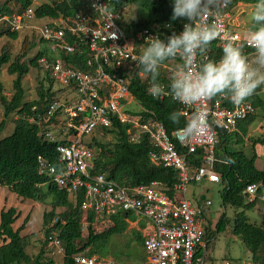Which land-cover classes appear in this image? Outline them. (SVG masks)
Segmentation results:
<instances>
[{"label": "built area", "instance_id": "built-area-1", "mask_svg": "<svg viewBox=\"0 0 264 264\" xmlns=\"http://www.w3.org/2000/svg\"><path fill=\"white\" fill-rule=\"evenodd\" d=\"M235 1L239 2L229 0L218 16L204 18V22L218 23L222 30V36L214 41L222 50L217 61L222 57L227 41L239 44L249 57L254 51L247 44L250 30L239 33L230 27ZM85 2L87 11L54 18L47 24L31 25L38 41L48 49L38 57L37 67L45 77L65 88V94L54 96L43 113L29 117L30 122L43 124L38 132L43 139L63 141L56 146V163L40 154L36 156L37 173L48 177L57 188L64 189L71 199L81 194L82 229L88 225V212L94 213L92 226L97 222L113 223L112 216L120 212L143 218L150 225L143 234L144 258L141 262L128 264H205L204 254L196 255V252L198 248L206 249L204 227L210 200L205 199L203 205L193 204L185 195L187 186L204 179L219 181L214 169V163L218 161L215 146L219 131L232 133L238 122L254 114L256 108L247 99L235 104L227 95L194 105L177 101L179 112L189 120V125L171 133L157 119H144L140 104L129 90L130 78L137 67L135 58L148 46V38L159 37L166 41L173 32L179 34L188 21L152 23L127 31L121 26L126 4L115 9L114 0ZM33 18V7H28L19 14L1 16L0 23L11 31H18L25 21ZM83 52L87 53V69L84 70L69 59L70 55L79 56ZM210 54L209 47L198 56V63L206 62ZM180 63L169 60L163 64L168 83ZM162 84L166 88L167 84ZM197 114L203 124L191 132ZM114 122L129 125L126 130L129 142L139 143L144 137L149 141L152 147L149 158L153 163L177 171L173 196L168 195L158 181L127 187L108 179L104 173H90L96 152L88 143L92 137L110 134L107 130ZM186 128L189 131H185ZM196 152L200 154L199 165L187 159ZM242 194L248 201H262L264 184H247ZM56 222L57 216L49 223L48 234L44 236V248H48L51 257L64 255L59 240L61 228L53 227ZM73 260L75 264H127L109 255L86 252L75 253Z\"/></svg>", "mask_w": 264, "mask_h": 264}, {"label": "trees", "instance_id": "trees-1", "mask_svg": "<svg viewBox=\"0 0 264 264\" xmlns=\"http://www.w3.org/2000/svg\"><path fill=\"white\" fill-rule=\"evenodd\" d=\"M244 3L256 4L257 0H239ZM114 8L117 9L121 4L136 6L138 9L145 10L149 15L141 16L140 20H131L121 22V26L132 31L142 27H148L152 23L172 22L178 23L177 19L172 20L173 0H114ZM236 4V1L235 3ZM33 0H3L0 5V16L19 14L28 7H32ZM17 7L16 11L14 7ZM34 18H58L69 17L79 11H87L85 0H51L33 7ZM141 14V13H140ZM253 20L249 25V30L253 27ZM0 38L5 40L0 51V69L5 66L9 74L14 75L12 80V92L6 94L3 84L0 81V107L3 118L0 120V131L2 130L6 119L13 123V130L10 134L0 138V188L4 187L15 193L21 200H30L38 203H49L50 208L42 214V234L41 247L35 256L29 255L26 251L28 235L22 234L25 223L29 215H25L21 224L15 228V221L21 216L22 210L15 206L4 207L0 210V264H53V258L49 257L46 261L44 256V236L48 234L49 223L57 216L58 222L53 227L60 226L59 240L64 247L62 264H75L73 255L78 252L88 254H98L100 256H111L117 261H125L123 258H135V263L141 262L143 254V235L140 231H131L133 242L140 248L135 249L127 243L125 252L122 247L116 245L109 246V240L113 235L123 233L127 226V218H131L130 212H120L112 216L113 225L100 232H96L92 226L94 213L88 212V225L86 226V235L82 233L83 210L80 208L81 194H77L76 199H71L64 189H59L54 183L48 181V177L37 173L36 156L42 155L56 163V146L63 142L48 141L38 135L43 128V124L30 122L29 117H35L43 113L50 100L58 94L64 95L65 88L57 86L54 88V82L50 77L42 79L36 88V97L31 100H25V89L22 79L29 72L31 67H37L39 56L47 53V47L38 46L36 53L29 57L28 53L36 46L35 40L24 37L20 41V48L14 51V43L19 34L18 31H11L9 28L1 26ZM33 36L37 39L35 30ZM211 54L206 61H217L222 50L216 47L214 41L210 45ZM248 52L252 53L251 50ZM87 53L83 55H70V61L80 69H87L85 63ZM252 56V55H251ZM250 56V57H251ZM130 78L129 90L137 99L141 106L140 114L144 119L155 118L162 122L165 130L171 133L173 130L186 127L189 120L182 115L178 122H172L169 116L173 112H179L178 102L169 96L163 98H153L149 94L151 77L141 71L138 66L133 71ZM164 70L160 69V83L167 82ZM248 98L255 108L264 109V101L258 93ZM70 92V90L68 91ZM218 97V96H217ZM212 98V100L216 99ZM230 104V102H227ZM34 107V109H33ZM180 113V112H179ZM255 114V113H254ZM247 116L238 122L239 126L243 121L245 125L250 124L253 115ZM15 115V117H12ZM128 124L113 123V127L108 129L113 139L103 143L92 137L88 143L97 151L93 159L91 174L104 173L108 179L114 180L120 185L131 187L141 184H149L152 181L161 183L162 189L170 196H173V185L177 181V171L170 167H164L153 163L149 158L151 145L144 137L139 143L128 141L126 130ZM244 131V130H243ZM231 133L219 131L218 141L215 146V156L218 159L214 163V169L219 175L221 185L220 198L221 204L240 208L236 217L233 218L232 232L237 235L250 251L252 264H264V228L255 222H250L245 214L246 209L255 206L257 199L248 201L242 194L247 184L262 182L264 184V169H258L254 164V158L247 156L243 150H236L229 146V137ZM253 143L264 142L262 137L252 140ZM199 153L196 152L187 156L189 162L194 165L200 164ZM197 203H202V197H199ZM227 224L226 214L221 213L214 230L210 229L209 220L205 224L206 249L215 235L222 232ZM212 226V225H211ZM43 244V245H42ZM109 247L106 249L105 246ZM141 250V251H139ZM202 248H198L196 255H202ZM105 252V254L101 252ZM119 258H117V257ZM134 263V262H133Z\"/></svg>", "mask_w": 264, "mask_h": 264}, {"label": "clouds", "instance_id": "clouds-1", "mask_svg": "<svg viewBox=\"0 0 264 264\" xmlns=\"http://www.w3.org/2000/svg\"><path fill=\"white\" fill-rule=\"evenodd\" d=\"M228 2L229 0H173L171 19L188 21L183 30L179 34L173 32L166 41L159 37L148 38V46L135 58L138 68L151 77L148 91L153 98L170 95L181 104L194 105L227 95L235 104H240L257 94L258 89L264 91V0H257L252 12L254 23L247 38L248 47L254 50L251 58L239 44L227 41L219 61L198 63V56L222 36L218 23L204 22V18L218 16ZM169 60H179L181 63L171 76L166 90L159 77L161 67ZM180 118L179 112H173L169 116L174 123ZM195 121L191 132H195L203 124L199 114ZM185 131L189 129L186 128ZM205 199L202 198V205Z\"/></svg>", "mask_w": 264, "mask_h": 264}, {"label": "rangeland", "instance_id": "rangeland-1", "mask_svg": "<svg viewBox=\"0 0 264 264\" xmlns=\"http://www.w3.org/2000/svg\"><path fill=\"white\" fill-rule=\"evenodd\" d=\"M51 0H33L32 7L42 4L44 2H50ZM3 2V0H0V5ZM256 4L251 3H244L242 1H239L236 3L232 9H231V17L237 22L239 21L240 25L234 26V23H230V27L234 28L239 33H244L249 30V25L252 21V12L254 11ZM17 7H14V10L16 11ZM141 13V14H140ZM149 15L145 10H140L136 6L128 5L126 4L125 13L123 14V20L130 22L131 20H140L141 16ZM49 22H52L51 18H43V19H36L33 18L29 21H25L24 26L18 30L19 37L16 39L15 42H13L15 45V52L19 50L20 48V41L23 40L24 37L32 38L37 43L36 46L31 49L28 53V56H33L38 46H41V42L38 41L33 35V28H31V25L38 24L43 25L47 24ZM3 26V25H1ZM4 27V26H3ZM8 38H2L0 40V51L3 47V44L5 43V40ZM0 71V81L3 84L4 92L6 94H10L12 90V79L13 75L7 73L6 67ZM45 75H43L42 71L38 67H31L29 72L23 77L22 83L23 87L25 89V100H31L36 97V88L39 86V83L42 82V79H45ZM58 86L57 83H54V88ZM138 103V101H137ZM139 109H141V106H139ZM258 111V114L264 115V110L261 108ZM12 117H15L13 115ZM3 118L1 107H0V120ZM10 118V117H9ZM7 118L6 120H9ZM9 123V122H8ZM7 135L5 131H0V135ZM96 139L99 141L106 143L109 141H112L113 136L111 134H105L101 136H97ZM97 154V151H95ZM95 154V155H96ZM220 189L221 185L219 182H209L207 180H202L200 182L196 183H189L187 186V192L186 196L191 200L193 204L197 202L199 197H204L208 200H210V205L208 206V212L206 214L207 219H210V229L214 230L215 224L220 217L221 213L226 214L227 218V224L225 229L222 232H219L215 235L214 239L210 241V243L207 246V249H203L202 255L205 256V264H252L251 261V254L250 251L246 248L245 244L240 240V238L235 235L232 232V226L233 221L236 217L237 212L240 211V208H236L233 206H225L223 207L221 204V198H220ZM264 200L257 201L255 206L246 209L245 214L248 217V220L250 222H255L261 227L264 228ZM18 202V201H17ZM15 202V204H20V207L23 209V217H20L17 221H15L14 226L15 228L19 226L25 215L30 212L31 217L29 215L28 222L25 224L24 230L22 231V234L28 235V243L26 246V251L31 256H35L41 247V241L43 239L42 230L40 228L39 224V218L41 216L42 209L45 208V206H49V203L45 205H41L40 203H36L34 201H20ZM43 204V203H42ZM1 205V204H0ZM50 207V206H49ZM132 220H135V216H131ZM113 223H100L97 222L93 225V228L96 232H100L104 229H107L111 227ZM212 225V226H211ZM133 224L129 223L126 230L123 233H119L116 235H113L109 240V246L116 245L118 248L125 246L127 243L132 245L135 249H139L140 246L133 242V238L131 231L133 230ZM86 227L82 229L83 235H86ZM43 245V244H42ZM44 248V247H43ZM106 249H109L108 245L105 246ZM122 249L125 250V247H122ZM141 251V250H139ZM48 248H44V256L43 260L46 261L47 259H50V254L48 253ZM102 255L105 252H101ZM112 256V255H111ZM117 257V256H115ZM53 264H62V256H52ZM119 258V257H117ZM125 261L128 262H136L135 258H123Z\"/></svg>", "mask_w": 264, "mask_h": 264}, {"label": "crops", "instance_id": "crops-1", "mask_svg": "<svg viewBox=\"0 0 264 264\" xmlns=\"http://www.w3.org/2000/svg\"><path fill=\"white\" fill-rule=\"evenodd\" d=\"M232 22L234 23V26L240 25L239 21L237 22V20H235V18L234 19L232 18ZM18 37L16 39H18ZM16 39L12 40V42H15ZM0 40H2V38H0ZM14 51L15 50H13V52ZM2 68H4V67H2ZM1 69H0V71H1ZM262 87H264V86H262ZM258 93L260 94L261 98L264 101V91H262L260 89ZM258 108H256V112L253 115L254 118H253L252 122L250 124L245 125V121H243L239 126H237L236 130L231 133L232 136L229 137L230 141H227V142H229V146L231 148L236 149V150H239V149L243 150V152L247 156L253 157L255 166L258 169L263 170L264 169V142L263 143H261V142L253 143L252 142V140H254L255 138L262 137L264 135V115L258 114V111L260 110ZM2 130L5 131L6 133L8 132V134H10L11 131L13 130V123L10 120H6ZM3 136H6V135L2 134V135H0V138ZM17 201L20 202V201H30V200H21V197H19L15 193L11 192L9 189H6L4 187L0 188V204H1L0 210L4 207L15 206L18 210H22L20 217H23V209L20 207V204ZM257 201H259V200H257ZM15 202H17L18 204H15ZM36 203H38V202H36ZM40 204L45 205L42 203H40ZM49 208H50L49 206H45V208L42 209L41 216L39 218L40 228L42 226V214L44 211L48 210ZM27 214L30 215V217H31L30 212H28ZM131 216H135V215L131 214ZM135 217H136L135 220H132L131 218H130L131 220H129L128 218H127V220L129 221V223L133 224L132 227H133L134 231H140L142 234H144L145 230L148 229L150 227V225L143 218H140L137 216H135Z\"/></svg>", "mask_w": 264, "mask_h": 264}, {"label": "water", "instance_id": "water-1", "mask_svg": "<svg viewBox=\"0 0 264 264\" xmlns=\"http://www.w3.org/2000/svg\"><path fill=\"white\" fill-rule=\"evenodd\" d=\"M203 198V197H202Z\"/></svg>", "mask_w": 264, "mask_h": 264}]
</instances>
